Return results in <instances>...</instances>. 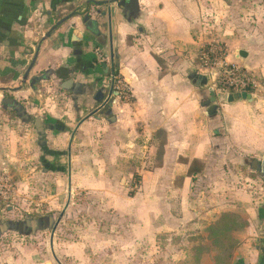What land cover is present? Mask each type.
<instances>
[{"label":"crops","instance_id":"obj_1","mask_svg":"<svg viewBox=\"0 0 264 264\" xmlns=\"http://www.w3.org/2000/svg\"><path fill=\"white\" fill-rule=\"evenodd\" d=\"M111 1L0 0V165L9 168V163L31 159L35 137L48 155L63 153L48 150L47 144L69 133L71 125L61 115L46 118L45 109L30 106L40 86L50 83L67 90L78 114L89 101L100 103L96 111L105 105L116 108L123 84L130 88L132 104L124 106L125 114L116 121L141 124V136L152 143L162 136L163 168L158 169L171 168L172 183L181 178L177 189L182 197L193 198L195 180L208 185L199 197L206 207L194 208L196 214L182 209L183 217L191 214L209 225L224 213L240 214L248 226L238 234L242 244L233 264H264V85L249 93L255 95L251 100L229 104L228 94L220 98L207 89L198 64L200 48L220 40L233 51H246L245 67L264 76V0ZM241 23L246 25L242 35L235 29ZM34 79L39 80L36 86ZM7 93L11 96L5 98ZM30 111L39 117H31ZM92 113L68 134L70 191L74 139ZM19 118L34 125L26 135L15 126ZM193 161L203 170L190 176ZM7 211L15 213L12 206ZM50 217L54 215L0 219V264H61L56 230L52 235V227L42 224ZM46 229L51 230L53 262L30 244L6 250V233L30 236Z\"/></svg>","mask_w":264,"mask_h":264},{"label":"rangeland","instance_id":"obj_2","mask_svg":"<svg viewBox=\"0 0 264 264\" xmlns=\"http://www.w3.org/2000/svg\"><path fill=\"white\" fill-rule=\"evenodd\" d=\"M245 27L241 23L235 29L242 35ZM208 48H221L225 53L212 69L207 70L200 65L199 58L202 50ZM239 53L220 40L204 44L199 50V70L207 79V89H213L220 98L226 95L218 84L220 63L248 69ZM250 72L260 89L264 85V76ZM39 90L30 99V106H38L40 111L45 109L42 115L46 118L61 115L63 121L71 125L69 133L79 120L93 112L74 139L71 191L67 155L71 133L49 141L48 150L63 152L55 156L45 153L35 137L33 150L36 151L30 153L31 159L9 163V168L0 165V174L10 179L9 188H3L5 193L0 194L1 221H22L49 215H54L57 220L70 201L55 234L56 255L61 264H215L216 251L208 234L213 223L208 225V221L199 220L197 216L193 218L187 214L184 218L182 214V209L196 214L197 207H206L205 201L199 197L208 185L195 180L193 198L182 197L177 189L181 186V178L176 177L172 183L169 179L171 168L158 169L163 166L162 136L158 140L156 137L152 143L153 139L141 136V124L129 122L124 126L116 121L125 114V105L131 108L130 88L122 84L123 98L118 100L116 108L106 105L96 111L100 103L89 104V101L84 102V111L78 114L67 90L50 83L40 86ZM39 95L41 98H37ZM7 96L11 95L7 93ZM28 114L38 116V112ZM12 118L18 117L13 114ZM16 122L15 126L24 135L34 126L32 122L20 121V118ZM41 157L45 160L42 161ZM131 193L135 196L131 197ZM8 206L15 211L13 215L7 211ZM50 235L49 229L30 236L8 232L3 241L8 251L15 250L17 244H30L53 262ZM239 240L242 243V239ZM202 246L205 249L201 253Z\"/></svg>","mask_w":264,"mask_h":264},{"label":"trees","instance_id":"obj_3","mask_svg":"<svg viewBox=\"0 0 264 264\" xmlns=\"http://www.w3.org/2000/svg\"><path fill=\"white\" fill-rule=\"evenodd\" d=\"M36 81L37 79H34L32 81V86H36ZM202 170L203 165L199 161H193L192 163H190L189 175H196ZM134 196L135 195L131 193V197ZM247 226V220L244 219L240 214L224 213L208 228L209 239L212 241V245L216 251V255L213 258L215 264L232 263L236 251L242 244L237 235L242 232ZM204 249L205 247L202 246L201 253Z\"/></svg>","mask_w":264,"mask_h":264},{"label":"built area","instance_id":"obj_4","mask_svg":"<svg viewBox=\"0 0 264 264\" xmlns=\"http://www.w3.org/2000/svg\"><path fill=\"white\" fill-rule=\"evenodd\" d=\"M225 52L220 49H203L200 53V65L205 69H212L217 64L219 57L223 56ZM99 55V52H97ZM221 73L219 74L218 84L220 89L226 92V94L234 92H248L252 93L258 89L259 84L256 81L255 76L248 69H241L236 65H228L227 63H220ZM116 76L113 74V82H115ZM115 87V85H114ZM120 89H117V92ZM8 179L5 174H0V194H3V188H9Z\"/></svg>","mask_w":264,"mask_h":264},{"label":"water","instance_id":"obj_5","mask_svg":"<svg viewBox=\"0 0 264 264\" xmlns=\"http://www.w3.org/2000/svg\"><path fill=\"white\" fill-rule=\"evenodd\" d=\"M118 1L119 0H113V1H111V3L112 2L113 3H117ZM121 1L123 2V0H121ZM106 4H108V2ZM71 17H72V15L66 17L61 22H59L56 27H58L61 23H64L65 21L69 20ZM50 34H51V32L47 36L49 37ZM239 55H240V58H242V59H245V58L248 57V53L246 51H240ZM35 61H36V57H34L31 65H30V67H29V69H28V71H27V73H26V75L24 77V81L23 82H26L28 80L29 73L32 70V68L34 67ZM102 67L108 73V71H109L108 63L103 62ZM200 79H202V77H200ZM112 94H113V89H112ZM112 94L110 95L107 103L111 99ZM212 95L215 96V93H212ZM253 97H255V95L249 94V93H246V92L229 93L228 94V98H227V103L232 104V103H235L236 101H239V100H251ZM109 105L112 106L111 104H109ZM69 202L67 203L66 207L64 208V211L61 213V215L59 216V218L57 220H55L53 217L44 219V222L42 224L45 225V227H52V235H54L55 230L57 229L60 221L62 220L63 216L65 215V212H66V210L68 209V206H69ZM39 223L41 224V222H39ZM17 227L20 228V231L22 232V230H23L22 228L23 227H21V225H19V224H18Z\"/></svg>","mask_w":264,"mask_h":264},{"label":"flooded vegetation","instance_id":"obj_6","mask_svg":"<svg viewBox=\"0 0 264 264\" xmlns=\"http://www.w3.org/2000/svg\"><path fill=\"white\" fill-rule=\"evenodd\" d=\"M112 73L115 72L114 69L111 71ZM38 80V79H37ZM39 81V80H38ZM113 82V81H112ZM106 106V105H105Z\"/></svg>","mask_w":264,"mask_h":264}]
</instances>
